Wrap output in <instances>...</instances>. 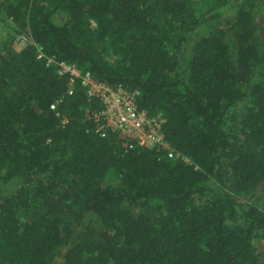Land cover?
Listing matches in <instances>:
<instances>
[{"label":"trees","instance_id":"obj_1","mask_svg":"<svg viewBox=\"0 0 264 264\" xmlns=\"http://www.w3.org/2000/svg\"><path fill=\"white\" fill-rule=\"evenodd\" d=\"M230 1L240 4L224 20ZM259 1L0 0L11 29L0 42V189L17 181L0 196V264H54L63 249L60 264H264V211L239 200L264 186ZM206 18L215 27L193 40ZM17 35L29 39L18 51ZM38 50L137 90L192 164L97 136L85 113L99 101L79 81L67 95L68 77Z\"/></svg>","mask_w":264,"mask_h":264},{"label":"built area","instance_id":"obj_2","mask_svg":"<svg viewBox=\"0 0 264 264\" xmlns=\"http://www.w3.org/2000/svg\"><path fill=\"white\" fill-rule=\"evenodd\" d=\"M29 39L25 35L16 38L17 44H26ZM38 60H44L46 66H51L60 77H68L67 95L73 94L75 82L86 89L89 99H97L101 109L99 111L87 110L85 118L94 124V133L103 138L107 134L114 135L124 152L132 150H153L163 153L169 159H180L183 163H192L186 157L176 153L167 141L163 126L166 123L161 113L149 115L145 110H140L137 105L139 92L130 91L122 86L111 87L106 83L95 80L90 73H82L75 65L65 61H55L46 58L40 50ZM57 103L50 105L51 111H56ZM60 117L61 124L65 125L67 119Z\"/></svg>","mask_w":264,"mask_h":264},{"label":"rangeland","instance_id":"obj_3","mask_svg":"<svg viewBox=\"0 0 264 264\" xmlns=\"http://www.w3.org/2000/svg\"><path fill=\"white\" fill-rule=\"evenodd\" d=\"M240 1H230L229 4L221 9L218 13L221 14V17L226 19H233L234 15L239 7ZM199 9L200 6L196 5ZM203 7H205L203 5ZM255 23L259 28L262 38L264 37V0L259 1V9H256ZM63 21V16L61 13H57L53 16V22L55 24H60ZM215 27V23L211 19L206 18L205 21L197 28L193 34V40L204 37L209 34L212 28ZM11 33L9 21H6L2 16H0V42L4 40V37H7ZM260 36V37H261ZM18 37V35L16 36ZM16 37L14 38L13 45L15 50H20L24 46L22 44L16 43ZM4 38V39H3ZM261 38V39H262ZM193 43H191L192 45ZM119 182V178L113 176L110 179H107V183L111 185H116ZM17 186V181H13L9 184H6L0 189V196L10 194L14 188ZM241 204L258 206L260 210L264 211V186L258 185L248 196L239 197ZM86 220V219H85ZM84 220V221H85ZM258 253H264V242H256ZM65 249L58 252L55 257L54 264H60L63 258Z\"/></svg>","mask_w":264,"mask_h":264}]
</instances>
